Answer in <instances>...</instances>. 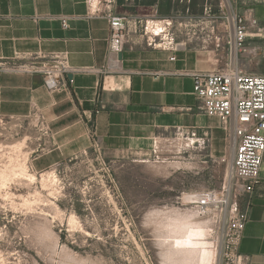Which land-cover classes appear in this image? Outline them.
I'll use <instances>...</instances> for the list:
<instances>
[{"label": "crops", "instance_id": "0c3cea01", "mask_svg": "<svg viewBox=\"0 0 264 264\" xmlns=\"http://www.w3.org/2000/svg\"><path fill=\"white\" fill-rule=\"evenodd\" d=\"M198 1L114 0L118 15L174 19L178 48L155 49L134 33L118 65L109 69V23L88 16L86 0H0V59L61 54L72 66L94 69L71 74V90L54 92L45 88L39 75L0 73V115L25 117L36 109L51 130V139L39 138L35 127L24 125L16 136L0 137V143L24 153L35 173L87 156L93 151V136L112 163H147L154 155L161 159L157 139L171 138L162 136L173 135L177 128L207 131V152H221L225 131L217 117L200 109L194 94L195 74L211 71L215 61V53L204 47L211 31L200 35ZM232 1L238 14L258 20L263 36L252 42L251 32L248 43L263 49L258 71L264 73V0ZM177 151L167 152L165 159H181ZM184 153L192 159L191 150ZM171 168H165L168 174ZM247 201L239 252L249 257L247 264H264V175Z\"/></svg>", "mask_w": 264, "mask_h": 264}, {"label": "rangeland", "instance_id": "374dc122", "mask_svg": "<svg viewBox=\"0 0 264 264\" xmlns=\"http://www.w3.org/2000/svg\"><path fill=\"white\" fill-rule=\"evenodd\" d=\"M195 4L205 37L220 20L221 0ZM254 34L252 42L263 36ZM159 139L161 159L154 155L147 163L103 157L104 165L90 151L41 173L29 168L33 180H10L0 189V264H219L223 223L217 228L212 215H200L182 197L218 190L229 179L226 143L211 155L209 137L205 149L192 151V159L183 153L175 160L165 159L166 153L178 150L184 139ZM3 144L0 168L26 157ZM238 197L242 207L247 196Z\"/></svg>", "mask_w": 264, "mask_h": 264}, {"label": "built area", "instance_id": "2783aa9c", "mask_svg": "<svg viewBox=\"0 0 264 264\" xmlns=\"http://www.w3.org/2000/svg\"><path fill=\"white\" fill-rule=\"evenodd\" d=\"M228 2L226 9L221 0L220 20L212 28L211 38L204 43L206 49L215 53L214 68L195 74L194 94L200 109L208 116L219 119L225 131L226 150L233 147L231 183L228 185L225 180L218 190L202 189L196 192L201 199L195 196L189 204L200 215H212L217 228L223 223L219 264H247L249 257L239 252V246L248 219V201L240 207L238 196L251 195L261 182L264 162V73L259 72L258 67L263 49L248 43L251 32L260 33L258 20L238 14L232 0ZM86 3L88 16L103 17L109 23V69L118 65V55L134 33L141 35L147 46L163 51L177 50L174 19L118 15L113 8L114 0H86ZM204 12L209 14L211 10L206 7ZM62 26L67 27L65 20ZM170 59L173 60L174 56ZM93 70L91 67L72 66L67 57L61 54L50 58L34 55L21 60L0 59V73L39 75L50 92L71 90L74 73ZM68 74H72L71 77ZM24 125L35 127L39 138L51 139L49 124L41 111L36 109L25 117L0 115V137L5 139L18 135ZM178 137L184 139V145L177 151L181 155L187 150L205 149L210 136L207 131L199 134L195 129L177 128L171 138ZM91 147L97 159L105 165L100 143L95 136Z\"/></svg>", "mask_w": 264, "mask_h": 264}, {"label": "bare ground", "instance_id": "6f19581e", "mask_svg": "<svg viewBox=\"0 0 264 264\" xmlns=\"http://www.w3.org/2000/svg\"><path fill=\"white\" fill-rule=\"evenodd\" d=\"M223 1V5L224 7L227 9V7L229 6V2L228 0H222ZM170 139V138H169ZM174 139V138H171ZM181 139V137L175 138V140H179ZM160 140V139H159ZM159 143V142H158ZM16 147H13V149ZM18 149V148H16ZM25 152V151H24ZM230 153V167H231V163H232V156H233V147L229 150ZM18 156V155H17ZM21 159V158H19ZM15 162V161H14ZM13 163V162H12ZM160 171V170H159ZM166 171V170H165ZM162 172V171H161ZM231 173V171H230ZM230 173H229V179H227L228 181V185L231 183V178H230ZM42 175H45L44 173H42ZM41 175V176H42ZM25 177V178H29V179H34V175L30 172L29 170V166L27 164V159L26 157L24 159H22L21 161H18L17 163L15 162V164L10 168L8 165H4L0 168V189H3L7 186V184L9 183L10 180H12L14 177ZM48 176V175H46ZM45 176V177H46ZM51 178V177H50ZM43 179H45L43 177ZM53 179V178H52ZM46 180V179H45ZM44 180H42L43 182ZM44 185L45 182L43 183ZM48 185V184H47ZM53 194V193H52ZM197 197L198 199H201L200 195L196 192H191V193H186L183 195V200H185V202L187 203H191L193 201L194 197Z\"/></svg>", "mask_w": 264, "mask_h": 264}, {"label": "water", "instance_id": "95a60500", "mask_svg": "<svg viewBox=\"0 0 264 264\" xmlns=\"http://www.w3.org/2000/svg\"><path fill=\"white\" fill-rule=\"evenodd\" d=\"M119 58H121L122 57V54L121 53H119ZM68 77H71V75H68Z\"/></svg>", "mask_w": 264, "mask_h": 264}]
</instances>
